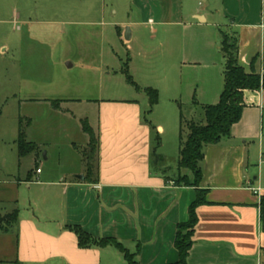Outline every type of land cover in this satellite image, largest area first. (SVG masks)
I'll use <instances>...</instances> for the list:
<instances>
[{
    "label": "crops",
    "instance_id": "0c3cea01",
    "mask_svg": "<svg viewBox=\"0 0 264 264\" xmlns=\"http://www.w3.org/2000/svg\"><path fill=\"white\" fill-rule=\"evenodd\" d=\"M208 1L82 0L81 9L69 2L58 13L90 22L109 18L123 43L139 40L147 32L154 39L158 35L157 48L164 50L176 43L183 64L213 63L212 54L215 61L218 59L216 49L222 57L218 36L222 26L237 34L240 65L250 74L255 61L256 73L263 76L264 0H222L216 12L219 16L212 21L213 12L202 7ZM21 16L16 14L17 18ZM67 65L74 67L72 63ZM22 74L26 76L25 69ZM94 79L102 80L103 76L94 74ZM222 79L223 67L221 71L217 68L210 82L199 90L202 105L219 102ZM138 86L140 89L131 85L135 94L127 92L128 95L106 99L104 95L87 99L82 97L86 95L59 93L60 108L52 106L53 109L81 123L87 121L98 139L97 181L86 180L81 153L90 141L86 133L85 147H74L81 155L78 169L50 174L38 173L41 169L36 167L30 180L28 175L1 177L0 217L17 212V221L13 228L10 225L0 231V264H128L123 253L113 246L80 248L77 235L70 230L73 226L81 227L94 238L118 240L136 254L138 264H174L179 260L175 248L177 227L188 221L189 207L197 192L194 188L178 187L173 180L151 170L155 133L162 137L158 152L166 158V144L178 129V114L171 108L169 140L163 123L146 120L149 102L145 103L149 100L146 101V93H141L152 87ZM84 104L96 112L97 127L92 125L90 115L76 112ZM245 104L242 119L233 127L231 137L205 148L201 188L208 190V203L197 209L198 224L187 264H264L259 207L264 183L262 179V187L260 182L256 186L257 178L252 179L247 168V141L253 135L262 137L264 149V89L246 91ZM179 142L180 138L177 154ZM32 157L36 164L39 155ZM24 185L34 194L29 201L31 208L21 211L16 206L23 200Z\"/></svg>",
    "mask_w": 264,
    "mask_h": 264
},
{
    "label": "rangeland",
    "instance_id": "374dc122",
    "mask_svg": "<svg viewBox=\"0 0 264 264\" xmlns=\"http://www.w3.org/2000/svg\"><path fill=\"white\" fill-rule=\"evenodd\" d=\"M81 1L0 0V178L5 175L25 177L36 167L50 174L78 169L81 155L74 147L80 149L86 145L83 124L75 117L55 111L52 102L61 99L57 97L61 91L65 92L64 95H86L82 97L87 99H100L99 95H104L105 99L112 95L120 97L128 95L127 92L135 94L122 72L127 62L136 83L159 90V104L151 113L147 112L146 120L152 122L156 119L163 123L167 128L165 137L169 140L171 108H175L178 114V129L173 132L175 137L166 144L165 166L168 175L175 176L178 173L176 147L180 136V106L187 121H203V111L194 100L202 105L200 88L203 90L210 82L209 78L215 75L217 68L221 71L223 59L219 50H215L218 54L216 61L212 54L213 63L183 64L176 43H170L164 50L157 48L158 35L154 39L153 34L147 32L139 40L123 43L109 18L90 22L80 16L68 17L58 13L65 10L69 2L75 9H81ZM221 2L209 0L202 3L204 11L213 12L210 21L218 18L216 12ZM16 14L22 16L17 18ZM219 28L223 29L222 26ZM218 36L221 38L219 32ZM68 63L74 67L69 68ZM24 69L26 76L22 74ZM94 74H101L103 79L95 80ZM141 96H146L145 91L142 90ZM145 98L147 101V96ZM93 111L86 104L76 108L77 113L90 115L92 125L97 127L98 116ZM20 118L27 126L29 141L40 149L36 164L32 155L19 164L16 140ZM28 120H31L30 124ZM262 123L264 131V116ZM259 132L262 134V130ZM247 143V168L251 178H257L256 186L260 182L262 187V137L253 135ZM182 172L191 175L190 171ZM24 190H21L23 200L16 206L21 211L31 208L29 201L34 194V190L27 187ZM14 226L11 223V228Z\"/></svg>",
    "mask_w": 264,
    "mask_h": 264
},
{
    "label": "trees",
    "instance_id": "16d2710c",
    "mask_svg": "<svg viewBox=\"0 0 264 264\" xmlns=\"http://www.w3.org/2000/svg\"><path fill=\"white\" fill-rule=\"evenodd\" d=\"M219 32L221 37L220 51L224 59V87L217 104L200 105L196 99L194 100V104L201 107L203 111L204 119L201 122L187 121L180 106L178 173L175 176L168 175L169 170L165 166L166 158L158 152L161 147V137L157 132L154 139V150L150 160L151 170L156 174L160 173L166 180H173L178 187L194 188L197 192L196 200L189 207L188 221L180 223L177 227L175 248L179 253V260L174 264H187L190 250L194 244L195 229L198 224L197 209L208 203L206 200L208 190L201 188L205 148L217 145L222 140L231 137L233 127L241 121L246 108L245 92L264 89V75L261 76L256 73L254 68L255 61L252 63V73L250 74L239 63L237 34L231 30L221 28ZM122 72L132 86L140 89L130 74L128 62L123 66ZM144 91L149 100L148 113H151L153 108L159 103V92L154 88H145ZM60 103V101H54L52 106L59 109ZM28 121L27 123L30 124L31 120ZM82 124L83 131L90 138L88 146L81 150L86 166V180L90 183H96L99 142L88 122L83 121ZM18 130L17 148L20 162L30 155H39L40 149L36 143L29 141L27 126L23 124L22 118H20ZM184 170L190 171L191 175L184 174L182 172ZM32 176L33 170L28 173V179L30 180ZM259 207L264 229V196L260 198ZM16 221L17 212L6 217H0V231L6 230L11 223L15 224ZM70 230L77 235L80 248L113 246L123 253L128 264H138L135 260L136 254L130 253L118 240L114 238H94L79 226L70 227Z\"/></svg>",
    "mask_w": 264,
    "mask_h": 264
},
{
    "label": "built area",
    "instance_id": "2783aa9c",
    "mask_svg": "<svg viewBox=\"0 0 264 264\" xmlns=\"http://www.w3.org/2000/svg\"><path fill=\"white\" fill-rule=\"evenodd\" d=\"M262 27L264 28V21H263V23H262ZM37 172L40 173L41 170L38 169ZM254 193H255V194H258V191H257V190H254Z\"/></svg>",
    "mask_w": 264,
    "mask_h": 264
},
{
    "label": "water",
    "instance_id": "95a60500",
    "mask_svg": "<svg viewBox=\"0 0 264 264\" xmlns=\"http://www.w3.org/2000/svg\"><path fill=\"white\" fill-rule=\"evenodd\" d=\"M198 19H199V20H202L201 18H198ZM126 40H128V36H126ZM45 155H46V154H44V157H46Z\"/></svg>",
    "mask_w": 264,
    "mask_h": 264
}]
</instances>
